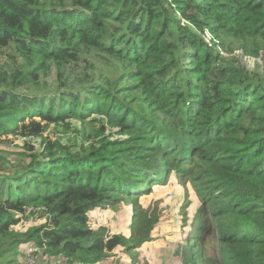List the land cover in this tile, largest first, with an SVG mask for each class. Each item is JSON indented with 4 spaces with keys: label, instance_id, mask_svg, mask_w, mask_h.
I'll return each mask as SVG.
<instances>
[{
    "label": "trees",
    "instance_id": "obj_1",
    "mask_svg": "<svg viewBox=\"0 0 264 264\" xmlns=\"http://www.w3.org/2000/svg\"><path fill=\"white\" fill-rule=\"evenodd\" d=\"M225 37L264 50V0H0V142L23 141L0 149V264H22L23 244L38 264L139 247L159 214L136 208L126 235L91 212L176 172L202 210L184 264H214L200 230L218 264H264V76Z\"/></svg>",
    "mask_w": 264,
    "mask_h": 264
},
{
    "label": "rangeland",
    "instance_id": "obj_2",
    "mask_svg": "<svg viewBox=\"0 0 264 264\" xmlns=\"http://www.w3.org/2000/svg\"><path fill=\"white\" fill-rule=\"evenodd\" d=\"M203 36L208 42L214 40L218 44L216 36L208 29L204 31ZM229 38L225 37L222 41L226 47L224 51L222 50L224 56L232 58L238 64L247 66L252 74L264 76V50L259 51L257 56H253L255 53L247 52L240 43L239 45L232 43ZM220 46L217 45L221 49ZM244 51L252 55H248ZM3 62L5 60L0 58V64ZM65 135L68 137L71 136V133H65ZM22 144V140H15L12 144L0 142V149L13 152L18 150L17 145L21 146ZM139 207L148 212L154 211L153 214H159V223L153 229L149 239L139 247L126 248L120 246L114 250L116 252L113 251L109 257L102 259V262L98 261L96 264H184L188 253L187 246L194 244L191 239H193V234L197 232L193 217L197 212L202 213L201 199L192 181L186 178L185 174L179 176L177 172L173 173L167 185L154 186L151 193L141 196L138 205H133L130 201L124 200L116 206L101 208L96 213L92 212V224L95 227H104L111 233L129 235L131 233L130 226L135 217L133 214L136 208L137 212L139 211ZM44 215L42 216L39 212L27 215V218L19 215L20 223L16 228L25 231L31 226L44 224L47 222V217ZM204 225H210V223L206 221ZM211 238L214 241V250L208 252V255L213 259L214 264H218L220 252L217 235L211 230H200L199 242L208 246ZM25 247L27 248L26 255H23ZM29 247L24 244L21 246L23 256L19 255V259L22 264L33 263L34 257L29 252L31 251ZM38 257L39 260L44 258ZM110 259L112 263H109ZM57 262V259H53L54 264Z\"/></svg>",
    "mask_w": 264,
    "mask_h": 264
},
{
    "label": "built area",
    "instance_id": "obj_3",
    "mask_svg": "<svg viewBox=\"0 0 264 264\" xmlns=\"http://www.w3.org/2000/svg\"><path fill=\"white\" fill-rule=\"evenodd\" d=\"M30 249H31V251H29L31 254H32V256L34 257V260H33V263L32 264H38L37 263V258H36V256L34 255V249L33 248H31L30 247ZM29 253V254H30ZM61 264H69L67 261H65V260H62V263Z\"/></svg>",
    "mask_w": 264,
    "mask_h": 264
},
{
    "label": "crops",
    "instance_id": "obj_4",
    "mask_svg": "<svg viewBox=\"0 0 264 264\" xmlns=\"http://www.w3.org/2000/svg\"><path fill=\"white\" fill-rule=\"evenodd\" d=\"M98 210H100V209H98ZM92 212H94V213H96L97 212V210H95V211H92ZM91 212V213H92ZM91 219H92V214H91ZM153 231V230H152ZM151 234H152V232H151ZM151 234H150V236H151ZM118 249V248H117ZM114 252H116V251H114ZM116 258H117V256H116ZM112 259V258H111ZM110 259V261H109V263H112V260Z\"/></svg>",
    "mask_w": 264,
    "mask_h": 264
}]
</instances>
